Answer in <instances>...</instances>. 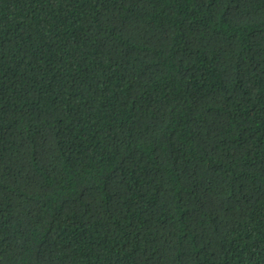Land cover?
Instances as JSON below:
<instances>
[{
	"label": "trees",
	"instance_id": "1",
	"mask_svg": "<svg viewBox=\"0 0 264 264\" xmlns=\"http://www.w3.org/2000/svg\"><path fill=\"white\" fill-rule=\"evenodd\" d=\"M0 264H264V0H0Z\"/></svg>",
	"mask_w": 264,
	"mask_h": 264
}]
</instances>
